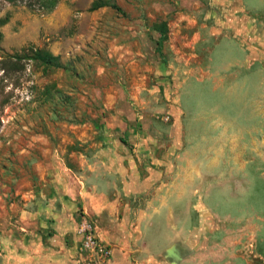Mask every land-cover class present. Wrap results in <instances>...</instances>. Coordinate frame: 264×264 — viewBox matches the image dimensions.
<instances>
[{
    "label": "rangeland",
    "instance_id": "obj_1",
    "mask_svg": "<svg viewBox=\"0 0 264 264\" xmlns=\"http://www.w3.org/2000/svg\"><path fill=\"white\" fill-rule=\"evenodd\" d=\"M93 1L60 0L50 13L0 1L11 15L0 27V232L43 241L24 264H264V0H109L119 8L91 11ZM32 47L67 67L44 71L25 57ZM230 121L246 129L239 161L230 148H193ZM113 143L137 149L143 176L183 163L201 183L159 212L166 180L134 192L145 181L113 179L103 152ZM224 152L229 162L208 164ZM37 201L59 214L27 221ZM83 222L107 257L84 247Z\"/></svg>",
    "mask_w": 264,
    "mask_h": 264
},
{
    "label": "crops",
    "instance_id": "obj_2",
    "mask_svg": "<svg viewBox=\"0 0 264 264\" xmlns=\"http://www.w3.org/2000/svg\"><path fill=\"white\" fill-rule=\"evenodd\" d=\"M224 122H222L223 124ZM234 121H230L229 124H223V128L220 127L221 123H216L215 129L221 128V130H217L219 134H224L223 138H220L215 135L214 142L209 141V144H206L207 142L204 140L198 141L194 143L195 146L193 148H207L212 150L213 148L221 149H228L230 148V153L232 151V158L234 159L235 163L236 160L239 161L241 158L239 153H237L235 150L237 148H243L244 146H241L242 141H240L239 136L243 132H246V129L242 127L241 123L237 124ZM216 138V139H215ZM219 138V139H218ZM137 149L133 148L131 149L128 144H117L113 143V145H109L106 147L104 153L106 152L105 161L110 164V170L111 177L113 179H117L118 181L124 180V181H145L144 183L141 181V186H135L134 192L144 191L147 192L150 190V187L152 188L156 187L154 184L151 185L154 181H160V180H166L167 183H163L160 185L156 191V194L162 198L167 199V204L165 206H159L158 211H170L171 209L166 208L168 206L174 207L175 202H182L180 198L184 196L185 191L187 189V186L190 182H193V186L195 182H198V186L201 183L200 180V174L198 172L194 171V168L191 167H185L183 163L178 164V168L172 175L166 174L163 176L164 171L153 172L151 173V176H143L141 175V171L139 168V161L143 162V160L140 157V154L136 153ZM217 152V151H216ZM235 152V154H234ZM111 155V157L109 156ZM221 155H223L222 160L226 161L228 158V162L231 159V156L224 152L223 154H218V157H212L209 158V165H217V161L219 159L221 160ZM229 155V156H228ZM235 155V156H234ZM239 158V159H238ZM103 162V160H102ZM241 162V161H240ZM233 163V162H232ZM107 164V163H106ZM108 165V164H107ZM193 165V164H192ZM196 165V164H195ZM193 165V166H195ZM198 165V164H197ZM187 168V170H186ZM192 169V170H191ZM161 170V169H160ZM167 171H169V164L167 166ZM186 171V172H185ZM192 171V172H191ZM56 175V174H55ZM110 176V175H109ZM105 177V176H102ZM146 177V178H142ZM189 186L191 190L193 191V187ZM131 186L133 187L132 183ZM190 190V189H189ZM103 189H100L99 187H95L94 189H89L86 186L80 187V192L82 195H91L94 197H103L102 192ZM57 200V198H56ZM56 200L54 202H56ZM171 203V204H170ZM50 206V207H49ZM49 206L45 204L44 202L37 201L35 205H30V207H27L26 210H24V213L22 217H24L27 221H37L41 222V219L43 217H53L54 214L58 215L59 210L57 209L58 205L53 204L52 201H50ZM147 212V211H146ZM24 228V227H21ZM34 233V230L28 229L27 234ZM25 234H22L20 231H16L13 229L2 230L0 232V248L2 250L1 252V263L2 264H24L25 262H28L30 259H36L39 254L43 252V249H45V246L43 241H38L35 239V237H31L30 239L26 240ZM40 242V244H39ZM26 248V251L24 250ZM27 254L28 257L26 256ZM32 260V261H33ZM43 260L42 256L38 258L37 261ZM145 260V258H144ZM118 263L120 264L121 261L119 260ZM114 264V262H112Z\"/></svg>",
    "mask_w": 264,
    "mask_h": 264
},
{
    "label": "trees",
    "instance_id": "obj_3",
    "mask_svg": "<svg viewBox=\"0 0 264 264\" xmlns=\"http://www.w3.org/2000/svg\"><path fill=\"white\" fill-rule=\"evenodd\" d=\"M1 3H9L13 5L23 4L26 7L38 11L41 13L53 12L59 5L60 0H0ZM104 6H112L119 8L115 2L109 0H94L90 6L91 11H95ZM10 13H6L4 16H0V27L5 25L10 20ZM157 29L161 32L162 36L157 42V51L163 53V41L167 39V26L166 24H159ZM3 39V32L0 30V43ZM21 57V56H20ZM25 57L36 60L43 66L44 71H48L50 68H66V64L62 61L60 55H56L51 51L44 48L32 47L29 54H25Z\"/></svg>",
    "mask_w": 264,
    "mask_h": 264
},
{
    "label": "built area",
    "instance_id": "obj_4",
    "mask_svg": "<svg viewBox=\"0 0 264 264\" xmlns=\"http://www.w3.org/2000/svg\"><path fill=\"white\" fill-rule=\"evenodd\" d=\"M80 232L83 237V245L85 248L96 251L101 256L107 257L110 253L108 249L97 239L93 229L87 222L81 224Z\"/></svg>",
    "mask_w": 264,
    "mask_h": 264
}]
</instances>
